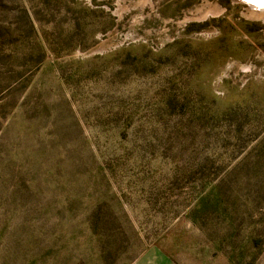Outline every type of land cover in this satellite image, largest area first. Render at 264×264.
Masks as SVG:
<instances>
[{
    "label": "rangeland",
    "instance_id": "374dc122",
    "mask_svg": "<svg viewBox=\"0 0 264 264\" xmlns=\"http://www.w3.org/2000/svg\"><path fill=\"white\" fill-rule=\"evenodd\" d=\"M250 9L0 0V264H264Z\"/></svg>",
    "mask_w": 264,
    "mask_h": 264
},
{
    "label": "bare ground",
    "instance_id": "6f19581e",
    "mask_svg": "<svg viewBox=\"0 0 264 264\" xmlns=\"http://www.w3.org/2000/svg\"><path fill=\"white\" fill-rule=\"evenodd\" d=\"M247 3L250 11H248L249 17L259 18L264 21V0H239ZM258 12V13H255ZM214 12H212L213 14ZM203 16V15H202Z\"/></svg>",
    "mask_w": 264,
    "mask_h": 264
},
{
    "label": "water",
    "instance_id": "95a60500",
    "mask_svg": "<svg viewBox=\"0 0 264 264\" xmlns=\"http://www.w3.org/2000/svg\"><path fill=\"white\" fill-rule=\"evenodd\" d=\"M245 3V2H244ZM247 4V3H246Z\"/></svg>",
    "mask_w": 264,
    "mask_h": 264
}]
</instances>
